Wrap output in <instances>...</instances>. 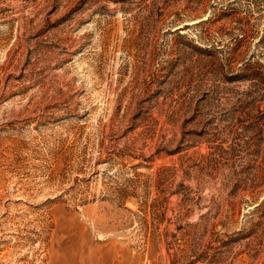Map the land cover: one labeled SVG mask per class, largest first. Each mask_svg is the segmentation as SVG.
<instances>
[{
  "label": "rangeland",
  "instance_id": "obj_1",
  "mask_svg": "<svg viewBox=\"0 0 264 264\" xmlns=\"http://www.w3.org/2000/svg\"><path fill=\"white\" fill-rule=\"evenodd\" d=\"M0 264H264V0H0Z\"/></svg>",
  "mask_w": 264,
  "mask_h": 264
}]
</instances>
